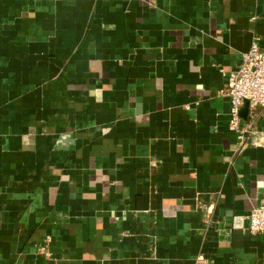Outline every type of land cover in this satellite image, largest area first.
I'll list each match as a JSON object with an SVG mask.
<instances>
[{"label":"crops","instance_id":"obj_1","mask_svg":"<svg viewBox=\"0 0 264 264\" xmlns=\"http://www.w3.org/2000/svg\"><path fill=\"white\" fill-rule=\"evenodd\" d=\"M255 34L264 0H0V264H264L221 94Z\"/></svg>","mask_w":264,"mask_h":264},{"label":"built area","instance_id":"obj_2","mask_svg":"<svg viewBox=\"0 0 264 264\" xmlns=\"http://www.w3.org/2000/svg\"><path fill=\"white\" fill-rule=\"evenodd\" d=\"M226 75L228 82L221 94L230 99V124L238 136L234 152L249 146L264 147V130L260 127L264 121V47L259 35H254L240 66ZM245 101L250 103V116L246 122L240 114ZM247 217L248 229L264 234V203L252 209Z\"/></svg>","mask_w":264,"mask_h":264}]
</instances>
